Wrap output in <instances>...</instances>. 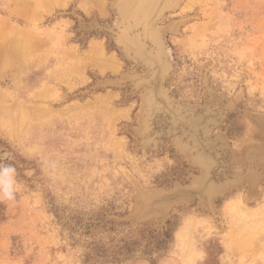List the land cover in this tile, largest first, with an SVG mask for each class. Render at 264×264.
Listing matches in <instances>:
<instances>
[{"label": "rangeland", "instance_id": "1", "mask_svg": "<svg viewBox=\"0 0 264 264\" xmlns=\"http://www.w3.org/2000/svg\"><path fill=\"white\" fill-rule=\"evenodd\" d=\"M176 1L136 16L168 45L161 88L219 97L213 135L261 159L264 0ZM130 2L0 0V264H264V161L240 170L257 172L255 190L249 177L160 202L203 167L173 137H144L151 77L117 41L144 31Z\"/></svg>", "mask_w": 264, "mask_h": 264}, {"label": "bare ground", "instance_id": "2", "mask_svg": "<svg viewBox=\"0 0 264 264\" xmlns=\"http://www.w3.org/2000/svg\"><path fill=\"white\" fill-rule=\"evenodd\" d=\"M136 1H139L138 4ZM174 1L176 0H132L129 4L126 3L129 11L139 10L141 13L139 12V15H137L138 13L131 15L127 13L129 11L126 9L124 10L126 11V13L124 12V16L131 17V19L128 20H134L132 26H136L139 22L138 17H142L140 15L152 11L155 14L158 13V15L159 13L162 14L165 11L164 9L172 5ZM167 2L168 5L166 4ZM176 2L178 6L181 0H177ZM146 19H149V17ZM155 20L152 15L148 21L143 20V23L139 22L140 25L144 27V31L137 32L133 30L129 32L131 36H137L131 43L129 40L130 37L127 35L124 36L127 30L119 33L120 35L117 39L127 54L142 61L147 68V73L145 72L144 77H146V75H148L147 77H151V80L150 78H144V80L151 81L150 86L148 83L141 82L143 77H140L141 79L139 81L140 85L144 87L143 93L147 91L142 107L144 112H148L147 118L144 114V121L146 119V121H148L147 123L150 122L148 130L147 126L144 127V129H146L144 131L147 132L144 137L152 142L154 140L159 141L163 139L164 136L173 137L177 146L183 152L190 154L191 162L196 165L201 163L204 170H202V176L198 178L195 183L192 182V184L183 187H175V189L170 192V196L163 197L166 199H160V202H166L180 196L191 197L193 195H200L202 198L207 197L206 199H214L227 185L231 183L237 185V183L242 182L244 178L246 179L249 177L251 178L253 189L255 190L257 186L255 185V179L258 177L256 174L257 172L243 174L240 170L245 171L244 169L247 170V167H253L258 161H264V157L260 159V157L258 158L256 155L257 158L251 160L250 158L252 156H249V154L244 157V159H239L231 150L228 140L222 134L218 133L217 135H213L215 123H218L223 116L228 107L227 103L221 100L219 101V97H215V106L209 102L202 105L178 102L169 97V91L162 89L164 88L162 87V79L171 73L172 61L170 54L168 55L164 47L166 41L163 40L162 34H160L161 37L159 38L156 37V34L153 35V33L156 32L160 33V31L154 27ZM137 34H139V36ZM166 46L168 47L167 43ZM153 124L155 126H153ZM149 130L150 133L152 132L151 135L148 134ZM253 153L264 156V149L253 150ZM229 170H231L232 173H229Z\"/></svg>", "mask_w": 264, "mask_h": 264}, {"label": "water", "instance_id": "3", "mask_svg": "<svg viewBox=\"0 0 264 264\" xmlns=\"http://www.w3.org/2000/svg\"><path fill=\"white\" fill-rule=\"evenodd\" d=\"M163 135H168V134H163Z\"/></svg>", "mask_w": 264, "mask_h": 264}]
</instances>
